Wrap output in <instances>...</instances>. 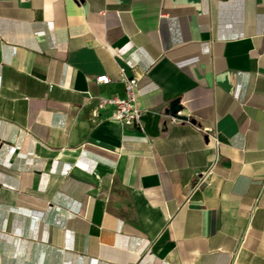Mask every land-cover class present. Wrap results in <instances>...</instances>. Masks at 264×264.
<instances>
[{"label":"crops","instance_id":"obj_1","mask_svg":"<svg viewBox=\"0 0 264 264\" xmlns=\"http://www.w3.org/2000/svg\"><path fill=\"white\" fill-rule=\"evenodd\" d=\"M0 264H264V0H0Z\"/></svg>","mask_w":264,"mask_h":264},{"label":"built area","instance_id":"obj_2","mask_svg":"<svg viewBox=\"0 0 264 264\" xmlns=\"http://www.w3.org/2000/svg\"><path fill=\"white\" fill-rule=\"evenodd\" d=\"M122 79L125 83L126 94L124 97H98V104L94 111V116H98L101 111L111 109L112 114L109 118L110 121L116 122L123 127H143V116L145 111L140 109L137 105L138 99V80L128 79L122 74ZM97 82L100 84L110 83L108 76L98 77ZM182 111H179L176 116H170V123L178 125L182 122H190L188 119L181 118ZM204 133L207 136L211 149L213 150V157L207 166V168L200 172L190 190V195L187 200L197 191L211 185L213 178L216 175V170L221 162L220 150L222 143L219 140L218 133L213 129H204Z\"/></svg>","mask_w":264,"mask_h":264},{"label":"water","instance_id":"obj_3","mask_svg":"<svg viewBox=\"0 0 264 264\" xmlns=\"http://www.w3.org/2000/svg\"><path fill=\"white\" fill-rule=\"evenodd\" d=\"M122 67L124 68V70L127 73V75L129 77H131V73L129 71V68L127 66H125V65H122ZM179 111H182V106H181V100L177 99L170 105V108L168 109V112L172 113L173 114L172 116H176ZM181 118L183 119V117H181ZM184 120H187V119H184Z\"/></svg>","mask_w":264,"mask_h":264}]
</instances>
